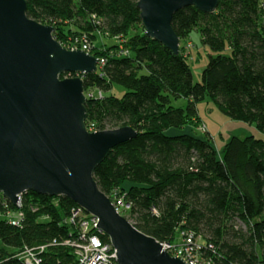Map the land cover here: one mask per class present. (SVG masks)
<instances>
[{
  "label": "trees",
  "instance_id": "trees-1",
  "mask_svg": "<svg viewBox=\"0 0 264 264\" xmlns=\"http://www.w3.org/2000/svg\"><path fill=\"white\" fill-rule=\"evenodd\" d=\"M26 1L29 17L54 27L66 49L89 45L90 55L105 61L97 73L83 76L85 94L92 95L86 125L138 132L94 174L112 201L130 206L123 209L128 220L163 244L177 245L193 234L207 264H264V140L232 137L219 155L210 134L167 133L198 126V103L208 98L264 134V0H225L214 14L189 7L174 16L180 45L197 29L213 53L200 83L182 47L175 55L145 36L138 0ZM122 50L128 55L120 56ZM115 85L127 93L106 97ZM179 98L188 105L172 106ZM74 207L64 197L28 192L17 210L0 194V213L23 214L20 227L0 219V264H24L16 257L23 247L55 241L44 264L73 263V248L61 244L77 236L67 223Z\"/></svg>",
  "mask_w": 264,
  "mask_h": 264
},
{
  "label": "water",
  "instance_id": "water-1",
  "mask_svg": "<svg viewBox=\"0 0 264 264\" xmlns=\"http://www.w3.org/2000/svg\"><path fill=\"white\" fill-rule=\"evenodd\" d=\"M221 1L138 0L137 6L145 36L179 55L174 16L189 7L214 14ZM54 33L29 17L26 0H0V194L16 209L28 192L71 200L98 219L118 264H186L138 230L100 189L96 170L138 132L87 130L83 76L98 72L99 59L66 49Z\"/></svg>",
  "mask_w": 264,
  "mask_h": 264
},
{
  "label": "built area",
  "instance_id": "built-area-1",
  "mask_svg": "<svg viewBox=\"0 0 264 264\" xmlns=\"http://www.w3.org/2000/svg\"><path fill=\"white\" fill-rule=\"evenodd\" d=\"M193 47L194 46L189 41H186L185 45L182 47L183 54L187 59H189L190 50L193 49ZM70 50H83L90 54L89 45H84L82 49L72 48ZM119 55L126 56L128 52L122 50ZM99 62L98 68L101 64L105 63L103 60H99ZM91 96L92 95H89L88 97ZM99 96H102V93H100ZM87 130L92 133L98 132L93 126L90 128L87 127ZM114 205L120 214L124 208L126 210L130 208L129 205H125L120 199L114 201ZM21 207L22 197L17 210H20ZM0 219H6L9 224L20 227L23 214L21 212L0 213ZM67 223L72 226L75 233L77 232L75 238L71 239V237L61 244L73 248L75 261L71 264H118L117 251L110 241L106 242L102 239V234L97 227L98 219L96 217L86 213L82 208L77 206L71 209V215ZM55 245H57L56 241L51 245H41L37 247L25 246L17 253L16 257L24 264H44V254L50 247ZM163 246L172 257L177 256L183 259L186 264H207V262L203 261L197 254L196 249L198 245L197 242H195L193 234L188 233L183 235L181 242L177 245L163 244Z\"/></svg>",
  "mask_w": 264,
  "mask_h": 264
},
{
  "label": "rangeland",
  "instance_id": "rangeland-1",
  "mask_svg": "<svg viewBox=\"0 0 264 264\" xmlns=\"http://www.w3.org/2000/svg\"><path fill=\"white\" fill-rule=\"evenodd\" d=\"M188 41L194 46L193 49L190 50L188 63L193 73L194 82L200 83L203 71L207 67L209 61V55L213 53L208 47L204 46L201 33L197 29L190 33ZM184 45L185 42H182L181 47ZM224 54L230 55V51L227 50ZM126 93L127 90L124 87L115 85L111 92H105V96L122 98ZM171 105L176 108H184L188 105V100L184 98L172 99ZM198 114L201 120L198 126L187 125L181 130L170 129L167 133L173 135L194 131L197 136L203 138H206L207 135L210 134L219 155L223 153L225 144L232 137L244 139L249 136H255L258 139L264 140V134L257 129L255 124H248L231 119L211 99L207 98L205 101L198 103ZM108 130L114 129L109 128ZM121 215L126 218L128 217L127 213L123 210L121 211ZM242 228L245 227L243 226Z\"/></svg>",
  "mask_w": 264,
  "mask_h": 264
}]
</instances>
